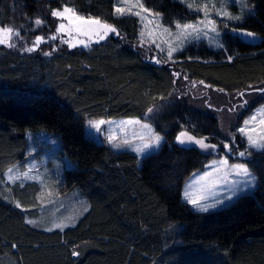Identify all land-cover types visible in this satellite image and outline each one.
Segmentation results:
<instances>
[{
	"label": "trees",
	"instance_id": "obj_1",
	"mask_svg": "<svg viewBox=\"0 0 264 264\" xmlns=\"http://www.w3.org/2000/svg\"><path fill=\"white\" fill-rule=\"evenodd\" d=\"M250 1L253 14L236 28L259 35L261 46L228 33L218 51L189 46L178 62L153 63L138 44L139 19L118 16L117 0H0V26L22 34L54 33L51 11L64 6L119 32L51 55L0 47V264H264V151L253 152L249 161L258 177L253 192L223 209L198 213L183 200V188L208 156L176 139L182 131L220 134L217 106L193 101L181 89L174 98L180 81H203L230 96L245 92L248 109L264 103L252 97L258 93L252 89L264 88V0ZM144 3L166 24L178 10L180 21L187 14L170 0ZM37 18L45 25H35ZM149 108L160 109L150 121L166 141L142 160L86 135L91 119H144ZM38 132L57 139L62 157L73 165L63 174L64 188L78 190L90 205L75 227L63 231L31 226L27 217L35 214L11 202L14 196L25 205L36 185L15 186L12 194L3 190L4 173L28 155L27 134ZM73 249L80 255L72 256Z\"/></svg>",
	"mask_w": 264,
	"mask_h": 264
},
{
	"label": "rangeland",
	"instance_id": "obj_2",
	"mask_svg": "<svg viewBox=\"0 0 264 264\" xmlns=\"http://www.w3.org/2000/svg\"><path fill=\"white\" fill-rule=\"evenodd\" d=\"M170 1L184 6L187 9V14L180 21L177 18L181 16V12L179 10L178 12L176 11V14L172 17L174 18L172 19L173 21H170L168 24L165 23L164 15L156 13L151 8H148L145 5L144 0H120V3H117V7L125 8V14L118 16H134L139 19L141 29L138 36V44L146 53L148 59L153 63H157V60L163 63H166L167 61L172 63H175L176 61L178 62L177 57L180 56L189 46H195L196 48H199L198 50H200V48H208L216 51L222 49V47H218L217 42L212 39V37L215 36V33H212L210 28H204L203 25L200 26L203 31L199 35V38H196V34L194 33L191 35H179L180 30L175 27L177 22L181 25L186 23L194 24L205 19L204 12L196 11V7H200L201 5L208 6V19L216 21V27L220 33L219 43H223L225 35L233 33L231 32V29L244 23L254 11L250 0H224V6L227 8V11L233 15L242 16L241 20H229L226 17L217 16L215 10L212 8V4H215L217 8H220L222 0ZM139 4H142L143 7L149 11L144 12L139 7ZM188 4H194V7L189 8ZM130 5H136L132 11H140L141 16L128 13L127 9ZM156 14H159V16ZM141 17H144V19ZM61 22L68 25L67 20L60 21L57 19L54 33L40 35L41 37H44V42L36 46L34 51L28 52L24 51V49L33 47L37 36L33 35V33L22 34L15 29V31L20 33L19 37L14 36L12 39L15 47L10 48L6 44H0V47L18 51L22 54H31L35 52H50L52 54L62 48L73 49L77 47H85L84 44L79 43L80 41H84V43L88 45L87 47H89L90 45L99 43L107 38L100 40L94 33L84 35L75 30L58 33L56 29ZM225 24L227 27L224 26ZM44 25L45 24H42L41 27ZM157 25L162 27H157ZM69 27L72 26L69 25ZM163 28L170 29V33H163ZM142 32L143 35H141ZM203 32H207V36L203 35ZM53 35L57 37L55 40L51 39ZM73 44L76 46L72 47L71 45ZM170 46L178 48L177 51L172 53L171 57L168 56ZM161 49H163V51ZM178 79L179 75H177V80ZM178 86L179 88L176 93L178 95H174L175 99H178L179 90L181 89V91L186 90L187 93L190 94V99L193 101H210L209 106L215 105L218 107L219 111L214 110L213 114H215L220 120V127L218 129L220 134L214 131L211 135H205L202 137L195 136L197 139L206 137V143L217 145L215 149L205 150L195 144L182 145L177 140V143L180 146L196 148L208 156V161L203 169L193 172L187 178L183 188V200L190 205L194 211L198 213H207L198 211L193 204L187 202L184 193L185 191H188L191 198L199 201L201 204H211L215 203L217 200L223 201L222 204L218 205L216 208L209 209L208 212L223 209L224 207L231 205L239 197L253 192L258 186V177L250 167L249 161L252 160L251 156L253 152L261 150L249 148L247 138L240 133L239 128L245 127L244 121L248 120L249 117L255 113L256 109L264 105V103L254 109H248L251 100L250 97H247L246 95L244 99L249 101L248 105L237 107L235 111H229V109L235 105L234 100L236 98L239 100L241 99L239 95L230 96L226 93L213 91L203 83L193 82L188 79L180 81ZM253 94L252 97L259 96L264 98V94ZM159 111L160 109L156 108L151 113H148L144 119H91L89 121H105L106 123L100 126L99 131H96L95 129L90 128L88 121L86 123V135L98 143L108 145L114 151L133 152L142 160L143 158L158 152L166 141L165 137L156 131L154 125L150 121ZM261 121H264V114L257 115L256 120L252 121L246 129L249 135H252L258 140L261 139V137H264V123H261ZM144 125H150V128H145ZM212 128L213 127L210 126L208 127V130H211ZM154 134H159L163 137L158 147L145 149L144 153H137L133 150L137 147H143L145 143L150 142V139ZM109 137L112 138L111 141L109 140ZM27 138L29 141L28 155L23 162L9 168L12 169L11 172H9L8 169L4 173L2 178L3 190L6 194H12V190L15 186H19L20 188H26L28 185L37 186V191L34 192L33 195H30V193L26 195L25 205L21 199H17L14 196H11L13 199L10 198L14 205H16L15 202L18 201L21 205L19 208L26 211L28 214L29 212L35 214L34 216L28 215L27 217V221L33 220L37 222L35 225L30 224L33 227L46 231L47 228L52 227L55 223H60L61 221L65 223H74L76 225L89 211L90 205L78 190L67 191L64 188L63 174L66 169L72 168L73 165L68 159L62 157L57 139L50 134L46 132L28 133ZM225 144L231 145V151L224 147ZM116 145L120 146L116 147ZM246 150L250 151L251 155L241 157L239 152H245ZM223 159H227L230 165L237 163L247 164L249 170L255 176V181L252 186L245 188L243 192L233 194V190L238 185H242L247 178L238 176L234 172H231L230 169H224L218 164H213L214 161H220ZM217 167H220L219 171H216ZM21 173H27L28 175L27 177H24L20 175ZM205 173H211V175L205 176ZM9 176L20 178L13 181L9 179ZM201 177L204 178L201 179ZM233 181H236L237 184H233ZM228 197H230V199H227Z\"/></svg>",
	"mask_w": 264,
	"mask_h": 264
},
{
	"label": "snow or ice",
	"instance_id": "obj_3",
	"mask_svg": "<svg viewBox=\"0 0 264 264\" xmlns=\"http://www.w3.org/2000/svg\"><path fill=\"white\" fill-rule=\"evenodd\" d=\"M117 3L119 4L120 0H117ZM134 7H136V5L128 6V9H127L128 13L136 15V16H141L140 11H135V12L132 11V9ZM139 7L144 12L149 11L148 9H145L142 4H139ZM188 7L193 8L194 4H188ZM212 8H213V10H215L217 16H223L229 20H241L242 19L241 15H233L232 13L227 11V8L224 6V0H222V5L220 8H217L215 4H212ZM195 10L196 11H203L205 19L200 20L194 24L186 23V24L181 25L179 22H177L175 27L180 30L179 35H191L194 33V34H196V38H199V35L203 31V29L200 26L203 25L204 28H210V31L212 33H215V36L212 37V39L217 42V46L223 47V44L219 43L220 33L216 27V21L208 19V15H209L208 6L207 5H201L200 7H196ZM115 13L117 15H124L125 14V8L124 7H116ZM156 15L159 16V14H156ZM51 16L56 17L60 21H63V20L68 21V25H66L63 22L58 24V27L56 29V31L58 33L59 32H65V31L71 32L72 30H75L76 32L84 34V35H88L89 33H94L100 40L105 39L110 33L119 35V32L114 25L109 24L105 21H101L98 17L94 18L91 16H88V17L81 16L76 12V10L74 8H71V7L64 6L61 9H54L51 11ZM141 18L144 19V17H141ZM34 23H35V25L39 26V25H42L44 23V21L37 18V19H35ZM69 25H71L72 27H69ZM224 26L227 27L226 24ZM157 27H162V26L157 25ZM162 31H163V33H170V29H167V28H163ZM231 32L235 33L237 37H250L253 39L256 38V33L251 32V31H243L241 29L232 28ZM207 34H208L207 32H203V35L207 36ZM19 35H20V33L18 31H15L13 28H6V27L0 26V44H6L10 48L15 47V44L12 42V39L14 36L19 37ZM141 35H143V32L141 33ZM56 38L57 37L55 35H53L51 37V39H53V40H55ZM43 42H44V37L37 36L33 47L25 48L24 51H28V52L34 51L35 47L38 46L39 44L43 43ZM79 43L84 44L85 47L88 46L87 44L84 43V41H80ZM71 46L75 47L76 45L73 44ZM161 50L163 51V49H161ZM177 50H178V48L170 46L169 50H168V56L171 57L172 53L174 51H177ZM44 54L45 55H51L50 52H46ZM228 59L231 60L232 57L229 56ZM156 62L160 63L159 60H157ZM200 83H203V81H201ZM249 87L251 88V86H249ZM220 91H223V89H220ZM252 91L264 94V88L252 89ZM245 96H246L245 92H240L239 97L241 98V100H240L239 105H233V107L230 108L229 111H235L237 107H244V106L248 105L249 101L247 99H244ZM152 111H153L152 108L148 109L149 113H151ZM260 114H264V105L258 107L256 109L255 113L251 117H249L248 120L244 121L245 127L239 128V131L241 134L246 136L249 148H254L257 150L264 151V137H261V139L258 140L256 138H254L252 135H249L247 130H246L248 125L252 121L256 120L257 115H260ZM104 123H106V122L105 121H95V122L89 121L90 128H93L96 131H99L100 126L103 125ZM261 123H264V121H261ZM144 127L150 128V125H144ZM111 139L112 138L109 137L110 141H111ZM162 139H163V137H161L159 134H154L151 137L150 142L145 143L143 145V147H137L133 150L136 151L137 153H144L145 149H151L153 147H158ZM176 139L182 145H184V144H195V145H198L200 148L205 149V150L215 149L217 147L216 144L206 143L205 142V140L207 139L206 137L197 139L195 136L190 135L186 131H182L180 133V135L178 137H176ZM119 146L120 145H116V147H119ZM224 147L226 149H228L229 151H231V145L225 144ZM239 155L241 157H243L245 155L250 156L251 152L246 150L245 152H239ZM213 164L214 165L218 164L220 167H223L224 169H230L231 172H234L238 176H243V177L247 178V179H245V181L243 182L242 185H238L233 190V194L243 192L245 190V188L251 187L253 182L255 181V176L251 173L247 164H245V163H237V164H231L230 165L227 159H223L220 161H214ZM220 167H217L216 171H219ZM11 171H12V169H9V172H11ZM20 175L27 177L28 174L27 173H21ZM210 175H211V173H205V176H210ZM19 178L20 177L9 176V179L13 180V181L16 179H19ZM203 178L204 177H201V179H203ZM233 184H237V182L233 181ZM184 196H185V199L187 200L188 203L193 204L194 207L198 211H201V212H208L209 209L216 208L218 205L223 203L222 200H217L215 203L201 204V203H199V201L192 199L188 191H185ZM227 199H230V197H228ZM15 203H16V207H18V208L21 207V205L18 201H16ZM27 223L35 225L37 222L33 221V220H28ZM67 227H75V224L74 223H65V222L61 221L60 223H55L52 227L47 228L46 231L51 232L54 229H59L60 231H63ZM71 254L74 257L80 255V253L78 251H76L75 249L72 250Z\"/></svg>",
	"mask_w": 264,
	"mask_h": 264
},
{
	"label": "water",
	"instance_id": "obj_4",
	"mask_svg": "<svg viewBox=\"0 0 264 264\" xmlns=\"http://www.w3.org/2000/svg\"><path fill=\"white\" fill-rule=\"evenodd\" d=\"M243 31H250V30H247V29H241ZM252 32V31H251ZM234 35H236L234 33ZM241 39V41L247 45H251V46H261L262 45V42H263V39L256 34V38L253 39V38H250V37H239Z\"/></svg>",
	"mask_w": 264,
	"mask_h": 264
}]
</instances>
